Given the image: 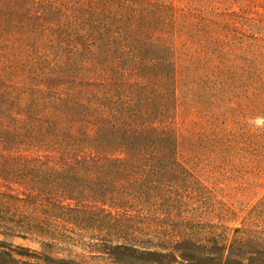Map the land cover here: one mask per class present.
<instances>
[{
	"label": "trees",
	"instance_id": "16d2710c",
	"mask_svg": "<svg viewBox=\"0 0 264 264\" xmlns=\"http://www.w3.org/2000/svg\"><path fill=\"white\" fill-rule=\"evenodd\" d=\"M198 4L0 0V151H51L75 157L74 164L66 165L69 175L24 176L22 181L35 187L59 183L66 191L78 190L92 199L107 197L112 204L141 214L171 206L169 159L171 139L176 137L172 117L179 96L189 100L193 78L189 70L185 78H177L171 43L187 27L197 26L201 33L212 22ZM46 33L60 38L70 58L58 64L54 56L52 65L57 68L51 70L55 75L51 81L56 85L42 84L46 92L15 94L7 83L18 79L16 73L22 71L26 77L46 73V68L33 66L44 55L41 44L29 45L34 36ZM81 49L87 50L91 62L77 66L74 58ZM65 66L81 73L79 82L72 78L55 82L69 73ZM27 227L32 232L42 226ZM229 231L176 235L174 240L157 235L160 245L155 248L136 245L132 238L108 245L105 251L114 264H264V200L230 236ZM12 247L0 242V264L52 261L18 260L15 256L30 254Z\"/></svg>",
	"mask_w": 264,
	"mask_h": 264
},
{
	"label": "rangeland",
	"instance_id": "374dc122",
	"mask_svg": "<svg viewBox=\"0 0 264 264\" xmlns=\"http://www.w3.org/2000/svg\"><path fill=\"white\" fill-rule=\"evenodd\" d=\"M197 2L212 22L201 33L197 26L187 27L171 43L177 78H185L187 70L193 76L189 100L179 96L172 117L176 137L171 139L169 159L171 206L141 214L107 197L92 199L78 190L66 191L59 183L27 185L24 176H65L66 165L74 164L75 157L0 151V242L30 254L16 259L114 264L105 251L108 245L135 238L134 244L155 248L162 235L174 240L189 233L219 235L226 228L230 236L264 200V0ZM49 34L34 36L29 43L33 48L43 45L44 55L33 66L46 68V73L26 77L19 70L24 78L16 73L18 79L7 83L10 91L46 92L42 84L56 85L51 81V70L57 68L54 56L61 64L70 55L60 38ZM89 56L81 49L74 58L77 66L90 63ZM65 67L69 73L55 82L81 79V73ZM29 224L42 227L29 232Z\"/></svg>",
	"mask_w": 264,
	"mask_h": 264
}]
</instances>
